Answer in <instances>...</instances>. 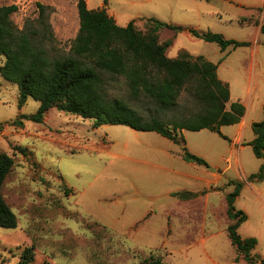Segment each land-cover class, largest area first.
I'll return each mask as SVG.
<instances>
[{
  "label": "rangeland",
  "instance_id": "obj_1",
  "mask_svg": "<svg viewBox=\"0 0 264 264\" xmlns=\"http://www.w3.org/2000/svg\"><path fill=\"white\" fill-rule=\"evenodd\" d=\"M87 1L91 10L107 9L122 27L135 21L145 30L147 20L155 19L248 43L223 52L187 31L160 34L161 43H172L170 58L188 53L220 63L218 74L228 82L231 99L250 110L245 148L234 143L237 125L223 127L228 139L210 130L184 131L188 150L219 168L212 175L209 167L191 166L182 146L156 132L96 129L94 120L57 109L44 123L24 120L16 126L20 115L36 114L40 103L30 97L20 108L19 87L0 75V154L15 160L3 195L19 220L16 229L0 228V264H24L28 249L33 260L27 264H142L150 257L164 264H248L228 235L231 181L243 183L235 207L248 216L239 234L257 239L254 255L264 260V179L249 182L264 160L247 145L255 137L253 124L264 120V38L258 43L247 24L249 13L236 9L232 14L239 21L223 14L220 22L210 16L217 11L207 0ZM38 2L53 47L68 56L80 29L77 0H0V5L18 7L12 21L23 29L27 20L41 26ZM4 63L3 58L0 66ZM108 88L111 98L124 100L146 119L171 121L201 110L189 90L177 109L164 111L154 101L134 99L122 78H109Z\"/></svg>",
  "mask_w": 264,
  "mask_h": 264
},
{
  "label": "trees",
  "instance_id": "obj_2",
  "mask_svg": "<svg viewBox=\"0 0 264 264\" xmlns=\"http://www.w3.org/2000/svg\"><path fill=\"white\" fill-rule=\"evenodd\" d=\"M37 5L41 26L27 20L23 29L12 21L18 7L0 5V60L5 59L0 75L19 87L20 108L30 97L40 103L36 114L20 115L14 122L16 126H23L24 120L44 123L46 114L57 109L94 120L96 129L114 125L139 132H156L182 146L185 161L209 167L206 160L188 150L182 131L210 130L228 139L221 128L240 124L246 116L247 109L241 102L229 106L230 86L219 78L218 65L204 56L194 57L188 53L170 58L168 50L172 43H161L160 34L165 29L177 33L187 31L195 38L219 44L223 52L248 43L155 19L147 20L145 30H140L135 21L122 27L107 9L91 10L87 0H77L80 29L70 54L62 56L53 47L55 39L45 22V8L40 2ZM261 33L264 36V24ZM109 78L124 79L134 99L154 101L164 111L177 109L183 93L189 90L201 110L171 121L156 116L146 119L124 100L110 97ZM252 129L255 139L247 145L256 158L264 160V120L254 123ZM14 166L12 157L0 154V228L3 229H16L19 225L17 215L3 195V187ZM263 179L264 164L249 182ZM230 185H235V190L227 196V215L233 222L228 227L231 243L248 264H264V260L254 255L257 239H245L239 234L241 225L248 220L247 214L235 207L243 183L231 181ZM32 260V249H28L23 253L22 263ZM142 264L164 262L150 257Z\"/></svg>",
  "mask_w": 264,
  "mask_h": 264
},
{
  "label": "crops",
  "instance_id": "obj_3",
  "mask_svg": "<svg viewBox=\"0 0 264 264\" xmlns=\"http://www.w3.org/2000/svg\"><path fill=\"white\" fill-rule=\"evenodd\" d=\"M87 3H88V1H87ZM207 4L211 9H214L217 11V12L210 13V16L215 17V18L217 16L218 17L217 19L220 22L224 21L222 18L223 14L228 15L230 17V21H239L238 19L240 16H235L232 14V11H234L236 9L248 12L249 15L246 16V17H248L247 24L250 26H253L255 28L256 38H257L258 43L262 42L261 38L263 35L261 33V26L264 24V0H207ZM109 15L111 17H113L115 19V21L117 22L116 18L112 14L109 13ZM263 38H264V36H263ZM194 57H198V56H194ZM219 64L220 63L217 64L218 65V72H219V66H220ZM218 76H219V74H218ZM222 81L225 83H228L224 80H222ZM232 103H235V101H233L230 98L229 106ZM249 114H250V110L247 109L246 116L244 117V119L242 120V122L240 124H237V126H239V130H238V134L235 138L234 143L240 145V148H242V150L245 148L244 146H242V144L245 141L246 130L249 126V124H248ZM252 123L250 125H252ZM184 131H186V130L182 131V135H183ZM202 131H204V130H202ZM202 131H200V132H202ZM221 131L223 133V127L221 128ZM254 139H255V137L253 139L249 140L248 143L252 142ZM204 160H206V162L209 164V168L207 167L208 168L207 170H210L212 175H216L215 171H219V168L218 167L213 168V165L210 164V161L207 158H204ZM189 164L191 166H196L198 168H199V166L200 167H206V166H201V165H198L195 163H189ZM199 170H201L200 172H201V174H203V176H205L207 174L202 169H199ZM227 170H228V168L225 171H227Z\"/></svg>",
  "mask_w": 264,
  "mask_h": 264
}]
</instances>
